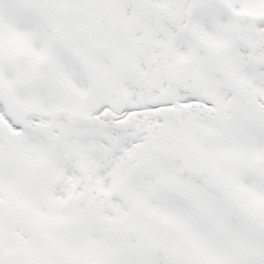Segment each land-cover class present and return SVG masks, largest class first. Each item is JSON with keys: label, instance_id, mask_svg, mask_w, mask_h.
Wrapping results in <instances>:
<instances>
[{"label": "snow or ice", "instance_id": "obj_1", "mask_svg": "<svg viewBox=\"0 0 264 264\" xmlns=\"http://www.w3.org/2000/svg\"><path fill=\"white\" fill-rule=\"evenodd\" d=\"M0 264H264V0H0Z\"/></svg>", "mask_w": 264, "mask_h": 264}]
</instances>
